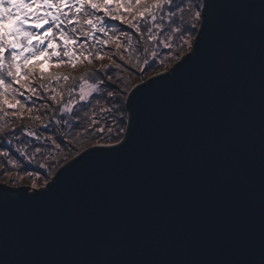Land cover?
Returning a JSON list of instances; mask_svg holds the SVG:
<instances>
[{"label": "snow or ice", "instance_id": "snow-or-ice-1", "mask_svg": "<svg viewBox=\"0 0 264 264\" xmlns=\"http://www.w3.org/2000/svg\"><path fill=\"white\" fill-rule=\"evenodd\" d=\"M224 9L228 11H222ZM198 24L201 25L199 31ZM197 32L198 38L195 37ZM256 32L260 36L262 57L258 192L251 184L255 161L251 158L245 160L240 155H237L236 166L228 170L232 180L228 185L216 183L211 171L205 174L193 169L191 173L180 176L171 170L167 176L161 170L155 173L160 196L169 205L163 210L164 217L169 228L179 232L181 255L191 258L179 261L110 258L130 239L129 225L120 222L112 224L94 240L100 259L44 262L28 256L14 244V258L11 261L6 259L4 264H264V0L259 3L240 0L230 4H218L215 0H0V133L6 132L18 142L23 135L37 141L47 139L56 147H59L57 139L63 141V134L55 138L43 137L29 125L14 122L27 118L39 124L42 116L32 114L39 112L41 106L46 111L53 105L59 106L56 111L61 113H72L76 105L87 107L95 100L94 94L105 85V79L113 80L106 70L113 65L121 67L104 51L107 46L114 44L117 49L114 55L123 62L121 49L125 43L129 50L134 39L137 44L142 40L159 44L161 35L171 33L163 43L164 48L171 50L172 45L167 40L173 37L183 39V34L187 33L188 38L183 44L191 53L185 57L191 60L199 55L203 43L213 35L239 42ZM101 35L103 39L98 38ZM41 56L56 62L57 66H74L77 61L91 65L95 61H103L106 56L111 63H100L99 68L88 74L94 83L80 77L78 84L68 89L65 100L61 81L67 82L70 77L58 71L46 72L39 67L43 63L38 60ZM185 57L180 58L178 54L174 57L183 63L177 64L168 76L156 75L166 81L173 79L188 63ZM100 76L105 79H100ZM53 83L56 87H52ZM154 83L156 81L150 80L143 87L149 89ZM106 87L115 86L107 84ZM140 91L137 88L130 99L124 96L127 89L105 93L116 103L100 109L105 113L104 126L100 125L99 119H90L86 130L90 129L94 138L111 139L114 144L96 147L93 149L97 150L95 152H85L80 156L81 160L92 155L118 157L128 149L137 133L136 105ZM45 99L49 102L43 103ZM232 102L238 103V98H232ZM51 122L40 124V127L48 131ZM11 144L12 141L5 137L0 143V157L26 155L22 148H16L15 153L5 150ZM35 151L40 153L41 149L37 147ZM216 151L224 152V146L217 145ZM0 163L3 164L0 175L5 176L0 183V204L3 205L6 223L11 211L14 221L24 222L39 236L46 225L36 219L38 208L44 198L52 195L62 172L51 184L45 180L42 185L33 182L30 186H17V181L22 178L12 177L7 169L13 161L4 159ZM68 166L71 167L72 163ZM19 170L29 177L35 175L27 171V165L20 166ZM9 181L12 186H9ZM233 190L235 194L229 197L227 194ZM155 213L160 216L161 210L156 209ZM64 231L74 234L79 240H87L90 236L86 226H67ZM151 242L150 234H141L137 240L141 245ZM194 246H198L195 255Z\"/></svg>", "mask_w": 264, "mask_h": 264}, {"label": "water", "instance_id": "water-1", "mask_svg": "<svg viewBox=\"0 0 264 264\" xmlns=\"http://www.w3.org/2000/svg\"><path fill=\"white\" fill-rule=\"evenodd\" d=\"M215 2L230 4L240 0ZM190 54L188 51L181 58ZM181 62L179 59L169 69L154 72L129 91L126 99L137 88L141 89L136 105L139 123L136 136L124 153L118 157L85 156L81 160L85 152L114 144L97 142L58 168L49 182L62 172L57 186L37 211V221L46 225L39 236L24 222L14 221L11 211L6 223L0 204V264L14 258V244L28 256L44 262L100 259L94 240L120 222L129 225L130 239L110 258L152 261L191 258L181 255L179 232L169 228L164 217L163 210L169 205L160 196L157 170L166 176L169 170L177 176L193 169L205 174L211 171L216 183L228 185L232 183L228 170L236 166L240 155L255 161L251 184L258 192L262 63L259 33L239 42L213 35L203 43L199 55L188 60L173 79L166 81L156 75L168 76ZM150 80L156 83L144 89ZM232 98H238V103H233ZM217 145H223L225 151H216ZM234 194L235 190L227 195ZM156 209L161 210L160 216H156ZM67 226H86L90 236L79 240L64 231ZM141 234H150L152 242L137 243ZM197 252L198 246H194L193 254Z\"/></svg>", "mask_w": 264, "mask_h": 264}, {"label": "trees", "instance_id": "trees-1", "mask_svg": "<svg viewBox=\"0 0 264 264\" xmlns=\"http://www.w3.org/2000/svg\"><path fill=\"white\" fill-rule=\"evenodd\" d=\"M98 38L103 39V36L101 35ZM153 45L154 42H146L144 40H142L139 44H137L134 39L133 45L131 46V50H129V53L126 56L130 60L119 63L121 64L120 68H116L113 65V67L106 70L107 75H111L113 77V80L111 82L106 81L104 76H100V79H105V85L101 86V91L99 93L94 94L95 100H92L87 107L76 105L72 113H61L56 111V109L59 106L53 105L51 109L47 111L41 106L39 112H34L32 114L33 116L36 115L42 116V120L39 124L27 118H25L24 120L15 121L14 122L15 124H20V125H25V124L29 125L30 122L35 123L36 125H29V126L35 129L36 131H38V133L43 137L55 138L63 134V141L57 139V145H59V147L52 145L51 141L47 139H42V144H40L39 142L34 143V145L39 147L41 151L40 153H38L39 157H31V161H29V158L24 159L25 155L14 154L12 156L17 157L19 155L20 163L22 165H27V168H30L32 165H38V166L43 165L45 169H49V168L53 169L54 165H58L62 163L65 159L71 156V154H73L74 151H79L81 148L94 142L93 140L95 141L108 140L107 138L104 139L94 138V134L91 132V130L90 129L86 130L88 127L89 120L99 119L100 125L104 126L105 113L101 112L100 109L112 107L116 103V101L113 100V98L107 97L105 93L107 91H115V90L123 91L127 86V84L131 82V77L133 78V81L137 82L139 79L138 76L142 75L138 73H144L150 67L149 68L147 67L149 65H141L142 62L140 63L136 62L135 59H133L134 56L133 52L142 51L144 47L145 48L150 47L153 50H155V47ZM126 48H129V46L125 43L123 48L121 49V52H124ZM185 48L186 47L183 44V39L179 40V37H177V41L172 46L171 50L163 48L162 51L159 53L161 60L156 61L154 64L152 63L151 65L153 66L154 70L159 66H161L162 64L167 65L171 63V61L175 59L174 57H176L177 54L179 55L181 51ZM114 50L115 51L117 50L114 44L109 45L104 49L107 55L113 56L115 60ZM44 58L45 57L43 56L38 57V60L43 62L38 65L39 67H42L46 72L58 71L70 77L67 82L63 80L61 81V83L64 85L63 91H64L65 100L68 98V89L73 85L78 84L80 77L83 76L86 79H88L90 83H94L95 80L88 74L90 72H94L95 69L99 68L100 63H104V64L111 63L106 56V58L103 61H95L91 65L87 63L82 64L79 61H77L74 66H67V65L57 66L56 62L54 61H49L48 65L44 64L45 61ZM161 61H163V63H161ZM34 63H36V61H34ZM107 84H114L115 87H106ZM52 87H56V84L53 83ZM43 95L47 97V94H43ZM74 98L78 99V97H74ZM48 102L49 101L47 99L43 101V103H48ZM85 113H88V115H85ZM56 120H59L60 123L56 124L55 123ZM48 121H52L49 124V130L44 131L42 127H40V124H43ZM9 126L12 125L10 124ZM5 137L12 141L11 147L5 150H9L15 153L16 148H22L23 152L26 154L24 149L27 143V141L25 140L28 138L26 135L20 136V141L18 142L15 139V137L7 136L6 132L0 133V143L4 142ZM105 137H107V133L105 134ZM0 158L3 159V157ZM38 171L42 173L45 172L44 168H39Z\"/></svg>", "mask_w": 264, "mask_h": 264}, {"label": "rangeland", "instance_id": "rangeland-1", "mask_svg": "<svg viewBox=\"0 0 264 264\" xmlns=\"http://www.w3.org/2000/svg\"><path fill=\"white\" fill-rule=\"evenodd\" d=\"M199 27L200 25L198 24L197 25V30H199ZM172 34L171 33H167L166 35H161L159 37V44L155 43L154 42V47H155V50H153L152 48L148 47V48H143L142 51H134V56H133V59H135L136 62L140 63L142 62L141 65H151L152 63L154 64L156 61H159L161 60V57L159 56V53L162 51V49L164 48L163 47V43L165 42V39H166V36H171ZM197 34H195V37H196ZM188 38V35L187 33H184L183 34V41L184 40H187ZM180 40V38H179ZM177 41V37H173L171 39H168L167 42L170 43L172 46L174 45V43ZM186 47V46H185ZM135 50V49H134ZM117 51V50H116ZM114 50V53L116 52ZM188 52V49L185 48L181 51V53L179 54V57L181 58L182 54ZM129 53V48H126L124 50V52H121V54L124 56V58L128 55ZM153 53H155V56L153 55ZM159 56V57H158ZM113 58V56H112ZM114 60V58H113ZM115 60L117 63H121V61L115 56ZM130 60L129 58H125L124 61H128ZM179 59H174L173 61H171V63L169 64H162L161 66H159L158 68H156L154 70L153 66H147L149 69L144 72V73H138V74H142L139 77L138 81L135 82L133 81V78L131 77V82H129V84H127V86L125 87V89H127V93L124 94L125 96V99L127 98V95L129 93V91L131 90V88L139 83V82H142V81H145L148 77H150L151 75L154 74V72H158V71H162V70H166V69H169L170 67H172ZM145 61H148L149 63L146 64ZM111 62V61H110ZM44 64L48 65L49 64V60H45L44 61ZM130 71V70H128ZM138 74H135V75H138ZM29 125H36L35 123L33 122H30ZM37 135H40L37 131ZM25 141H27L24 149H25V152H26V155L24 157L25 158H31V157H39L38 156V153L35 151V149L37 148V146L34 145V143L36 142H39L40 144H42V140H35V138L33 137H28ZM94 142L86 145L85 147L81 148L79 151H74L73 154H71V156H69L67 159H65L62 163L58 164V165H54V168H49V169H45V167H43V165H32L30 168H27V171L28 172H32L34 173L35 175L29 177L28 175L25 174L24 171H21L19 170L20 166H23L19 159H17L16 156H11L10 158H3L1 159L0 158V162H2L4 159H11L13 161V163H10L7 165V169L11 172V176L12 177H21L22 179L18 180L17 181V184L19 185H24L25 183H29V186L33 183V182H37L39 184H43V182L45 180L48 181V183L53 179L56 171L58 170V168L63 165L65 162H67L68 160H70L72 157H74L75 155H77L80 151H82L83 149L97 143V142H114L113 140H106V141H95L93 140ZM77 152V153H76ZM3 167V164L0 163V168ZM39 168H44L45 172L42 173V172H39ZM46 173V174H45ZM0 180L1 181H4L5 180V176L4 175H0ZM9 183H11V181H9Z\"/></svg>", "mask_w": 264, "mask_h": 264}]
</instances>
